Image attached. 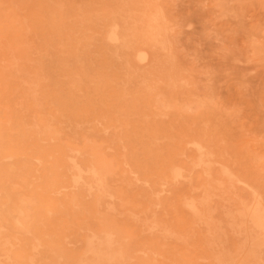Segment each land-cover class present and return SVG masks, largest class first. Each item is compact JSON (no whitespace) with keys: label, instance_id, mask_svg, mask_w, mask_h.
Listing matches in <instances>:
<instances>
[{"label":"rangeland","instance_id":"1","mask_svg":"<svg viewBox=\"0 0 264 264\" xmlns=\"http://www.w3.org/2000/svg\"><path fill=\"white\" fill-rule=\"evenodd\" d=\"M109 8L115 15H102ZM86 9L99 15L89 21L94 28L107 29L115 20L120 30L137 32V45L133 42L124 54L128 60L114 58L111 66L102 67L96 50L103 41L100 33L79 51V60H63L72 54L71 41L81 32L58 22L62 16L64 21L80 20ZM11 14L25 19L27 28L0 36V84L2 74L8 75L1 70L4 58L11 52L20 56L16 42L33 49L31 61L8 60L22 69L24 82L12 78L0 85V147L13 151L0 160L4 206H20L24 197L32 209L21 214L30 232L0 217L14 252L24 243L52 246L64 241L65 252L77 253L86 236L109 230L117 245L124 246L127 264H176L172 258L184 264L168 249H203L202 234L213 236L217 223L226 238L217 248L234 254L236 243L245 251L256 243V258L264 263L261 228L241 215L248 209L238 204L243 199L248 206L260 201L264 212V0H0V19ZM154 14L158 33L151 29ZM46 42L51 44L45 49ZM127 65L133 76L126 79L122 74ZM107 84L126 88L121 99L139 91V101L148 107L137 114L100 108L108 118L72 111L93 98L110 100ZM61 90L72 92L80 103L62 106ZM136 117L144 120L149 133L169 134L164 145L188 140V149L174 155L181 175L165 178L156 190L135 166L142 161L123 146L132 134L128 122ZM193 137L206 140L213 151L210 182L215 188L207 198L202 186L195 185L206 176L202 166L187 168L197 155L191 148ZM91 165L99 167L100 179L90 176ZM225 172L245 177L255 189L236 178L230 193L231 181L222 187ZM99 193L104 200L96 204ZM184 199L197 204L206 199L214 220L192 222L191 227ZM56 258L48 249L38 261L54 264ZM189 260L201 264L194 256ZM0 264L19 262L11 256Z\"/></svg>","mask_w":264,"mask_h":264},{"label":"bare ground","instance_id":"2","mask_svg":"<svg viewBox=\"0 0 264 264\" xmlns=\"http://www.w3.org/2000/svg\"><path fill=\"white\" fill-rule=\"evenodd\" d=\"M116 11L113 8H109L102 15L104 16H113ZM65 17L62 16V19L58 22L59 25L63 26L65 24L66 27L69 28H78L80 30V34L75 36L71 41V46L73 47V51L71 55L63 58V60H79V51L81 49H86L87 46L96 38V35L100 33L102 35V43L96 49L98 53L102 55V59L100 60V64L102 67L111 66L110 62L114 58H119L121 60H128L124 57V54L129 53L130 45L133 42H138L139 36L135 31H122L118 28L117 22L113 20V23L108 25L107 29L102 30L98 25L95 28L89 24L91 20L100 19L99 15H96L91 9H86V16L81 18L80 20L77 18L75 21H64ZM152 21L154 24H151V29L154 32H159V28L157 27L158 15L154 14L152 16ZM20 26L21 31L27 28V23L25 19H20L15 14H11L6 16L5 19H0V36L11 35L17 27ZM52 30V28H51ZM52 32V31H51ZM144 43L147 42L144 40ZM20 41L16 42L17 48H22L20 52V56L16 57L13 52L9 53L4 60H7L5 65H2L1 70L8 75L2 74L1 84H6L10 79L14 78L20 82H24L23 71L16 64L15 61L12 63L8 60H33V49L30 48L29 45H24ZM45 49L51 44L49 42L45 43ZM148 45V44H147ZM141 55H139L140 57ZM21 57V58H20ZM115 73H120L116 71ZM19 75V76H18ZM126 79L130 76H133V70L130 68V65L126 66L125 72L122 74ZM172 81V79H171ZM110 92L111 97L110 100H98L93 98V100H88L81 108L77 110H72L73 112L82 113L83 115L87 114L90 111L97 112L94 117H107V115L101 114L98 112L100 108H110L114 112L123 113L127 110H131V114L141 113L145 107H148V103H144L143 105L138 99L139 91H134L132 93V97L129 99H121L120 96H123L126 93V88L122 89H114L112 85L107 84L106 88ZM72 92H64L58 91L59 95L58 102L62 106H67L71 101H75L74 104L80 103L78 100L74 98L73 95H70ZM28 93H23V96H28ZM63 97H62V96ZM134 96V97H133ZM139 107V108H138ZM138 108V109H135ZM116 118V117H115ZM130 130H132V134L129 138L126 139L123 146H128L129 151L135 158L141 160V163H136V167L143 171L146 176V180H152L155 190L161 187L165 183V178L167 177H175L181 175V168L175 166L174 155L184 153V149H188V140L183 141L176 144L175 147H171L168 144L164 145V140L167 142L171 139L169 134L162 135V133L151 134L147 131V126L143 119L140 117L134 118V121L128 122ZM193 146L191 147L196 152V158L192 163V166L189 167L187 163V168L193 169L197 165H201L205 175L199 177L196 181V186H202L205 190V198L209 196V192L215 188L211 185L210 182V158L212 154V150L207 144L206 140L200 139L198 137H193ZM199 139V140H196ZM13 151L11 150V146H8L7 150H4L0 147V160L3 157L11 156ZM161 160L164 163H159ZM2 162L0 161V173L3 170ZM207 170V171H206ZM89 174L94 179L101 178V171L99 167L96 165H91L88 168ZM207 173V174H206ZM232 173L225 172V182L222 187L227 186L229 192L231 193L234 190V186L237 181L236 178L244 183L249 184L253 189L254 186L243 176L241 175H231ZM191 175V174H189ZM208 175V176H207ZM1 178V175H0ZM240 189H246L241 186ZM251 194L256 197L254 192ZM7 194L5 190V186L0 184V217L6 216L10 218L14 225L19 227L20 231L30 232L27 228L23 226L21 220V214H24V210L31 209V201L21 197L19 199L20 206L6 207L4 203L6 201ZM236 202L240 200L237 194H234L233 197ZM100 200H104V196L102 193H99L95 198V203L99 204ZM238 204H241L239 208L248 209L247 211H243L241 215L243 217L249 216L251 221L254 222L255 225L259 226L261 229L258 230L262 243H264V212L261 208L260 201H254L253 205H246L245 200H240ZM183 205L187 208L189 213L191 214V218L189 221V225L192 226V222H196L199 220H214L215 216L213 211L207 206V201L202 200L198 204L187 199L183 200ZM38 205L42 207L45 205L41 202H37ZM235 204V205H238ZM229 207L231 211H233L234 206ZM32 210V209H31ZM46 212L49 214L51 212L50 208L46 209ZM229 218L231 221H235L232 213L229 214ZM59 219H64V217H59ZM0 220H3L0 218ZM213 230L216 233L213 236H209L207 234H202L201 241L204 245V248L200 247L191 248L189 245H185V249H177L176 247H170L168 252L175 256L179 257L180 260L184 264H190L189 258L194 256L197 261L201 264H264L261 260L256 258L254 244H251L250 251H245V248L240 246L239 244H235L234 254H229L223 247L217 248V245L226 239L223 237L221 226L217 223L212 225ZM5 227L0 223V263L4 260L10 261L11 256H15L19 264H42L38 261V257L48 249H51L53 254L58 256L56 258L54 264H127V256L125 254L124 246L117 245V238L112 234L111 231L105 230L104 232H95L93 236H86L84 238V247L77 253H67L63 249V243L59 242L57 244H53L52 246H48L46 244H42L39 241L29 244L24 243L23 248H17L14 252L15 248L13 245L11 246V239L9 236H5L2 231ZM67 230H65L66 232ZM12 232H17L13 230ZM8 237V238H5ZM27 252V254L23 253ZM67 255L65 258V254ZM208 260L207 262L203 260ZM173 263L177 264V260L172 258Z\"/></svg>","mask_w":264,"mask_h":264}]
</instances>
